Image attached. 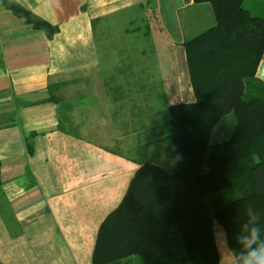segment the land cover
<instances>
[{"label": "crops", "instance_id": "crops-1", "mask_svg": "<svg viewBox=\"0 0 264 264\" xmlns=\"http://www.w3.org/2000/svg\"><path fill=\"white\" fill-rule=\"evenodd\" d=\"M16 1L58 31L48 38L0 7V261L29 264L13 256L19 247L37 246L47 251L39 264H66L65 256L77 253L91 263L101 223L122 203L136 172L151 164L171 177L149 169L122 207L121 220L135 226L134 247L156 244L142 234L153 222L168 231L176 221L187 233L201 224L195 229L213 231L222 264H234L204 201L213 198L216 208L224 197L185 191L196 175L191 160L173 173L169 137V106L197 102L184 42L215 24L211 5L151 0L154 23L145 0ZM256 77L264 84V54ZM50 83L60 85L59 101H43ZM228 116L210 143L232 134ZM74 260L79 264L77 258L68 264ZM134 262L144 264L136 256Z\"/></svg>", "mask_w": 264, "mask_h": 264}, {"label": "trees", "instance_id": "trees-1", "mask_svg": "<svg viewBox=\"0 0 264 264\" xmlns=\"http://www.w3.org/2000/svg\"><path fill=\"white\" fill-rule=\"evenodd\" d=\"M246 1L195 0L211 5L215 24L184 42L197 102L195 106L170 105L168 120L177 165L173 173L185 171V162L191 160L195 146V151L201 152L199 165L192 168V179L194 175L196 178L191 179L185 191L200 195L221 193L224 197L220 208L214 207L213 198L204 201L213 209L211 217L225 231L227 245L235 257L234 264H237L234 249L238 247L235 234L248 207L261 212L260 225L264 228V84L256 77L264 54V16L252 14L245 6ZM0 7L24 18L33 29L44 31L48 38L58 31V26L16 0H0ZM144 7L149 18L158 22L156 6L151 0H145ZM59 86L50 83V94L43 101H59L55 94ZM204 111L207 114L203 115ZM228 114L233 117L232 134L210 143L212 130ZM203 122L204 136L198 132L199 124L202 131ZM29 152L32 154L31 149ZM149 169L171 177L165 168L151 164L143 165L136 172L122 203L100 225L91 264H136L135 256L144 264H222L213 231L195 229L201 224H195L187 233L177 227L176 221L174 228L168 231L161 222H153L149 224L150 231L142 234L152 243L156 240V244L134 247L135 226L121 220V209ZM1 183L0 163V187ZM190 202L193 206L202 201ZM156 205L150 203L148 208ZM0 264L5 263L0 261Z\"/></svg>", "mask_w": 264, "mask_h": 264}, {"label": "clouds", "instance_id": "clouds-1", "mask_svg": "<svg viewBox=\"0 0 264 264\" xmlns=\"http://www.w3.org/2000/svg\"><path fill=\"white\" fill-rule=\"evenodd\" d=\"M261 212L253 207L245 210V218L239 221L234 249L237 264H264V228L260 225Z\"/></svg>", "mask_w": 264, "mask_h": 264}, {"label": "rangeland", "instance_id": "rangeland-1", "mask_svg": "<svg viewBox=\"0 0 264 264\" xmlns=\"http://www.w3.org/2000/svg\"><path fill=\"white\" fill-rule=\"evenodd\" d=\"M245 6L247 8H249L252 11V14L254 15H263L264 16V0H247L245 2ZM230 120H232L230 118ZM229 123V116L225 115L224 116V120H223V125ZM200 151H194L192 153V158H191V164H192V168H195L196 166L199 165L200 163ZM195 157V158H194ZM216 208H220V207H216ZM219 233L218 234V240H220L221 235L224 237V244H226V238H225V231L222 227L219 228ZM220 244V243H219ZM92 249L91 248H86L84 249V252L87 253L88 251L90 252ZM47 252L45 248H41V247H30L29 249H22L21 247H19V252L17 255L13 256L14 260H21V259H29L30 263L29 264H39L40 260L43 261L42 257H44V253ZM25 254V255H24ZM65 258L67 259V262H72V259H78L79 264H87L88 261L86 262V256L84 255H78V253L76 255L71 256H65ZM14 263V262H13ZM16 264L18 263V261L15 262ZM66 263V264H68ZM74 264H75V260H74ZM89 264L90 260H89Z\"/></svg>", "mask_w": 264, "mask_h": 264}]
</instances>
